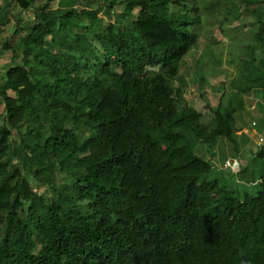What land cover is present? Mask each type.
<instances>
[{
	"label": "trees",
	"instance_id": "16d2710c",
	"mask_svg": "<svg viewBox=\"0 0 264 264\" xmlns=\"http://www.w3.org/2000/svg\"><path fill=\"white\" fill-rule=\"evenodd\" d=\"M199 1L46 0L34 22L17 18L29 64L13 59L4 74L0 264H264V145L231 161L256 194L207 178L214 165L195 151L237 136L242 95L264 89V0L244 1L259 23L240 59L246 84L231 80L238 91L216 105L201 89Z\"/></svg>",
	"mask_w": 264,
	"mask_h": 264
},
{
	"label": "rangeland",
	"instance_id": "374dc122",
	"mask_svg": "<svg viewBox=\"0 0 264 264\" xmlns=\"http://www.w3.org/2000/svg\"><path fill=\"white\" fill-rule=\"evenodd\" d=\"M45 1L46 0H38L32 8L23 10L15 3V0H0V112L4 111V104L2 103L1 98L8 94H12L11 85L10 83H6L4 78L5 71L11 64V60L16 59L27 66L29 64L27 58L23 57L19 48L15 46L18 37L13 35V32L21 26V24L25 26L34 22L36 10L41 9L45 4ZM66 1L68 0H64V2ZM244 1L245 0L199 1V6L205 11L204 27H206L207 30L204 28L205 33L202 35L205 42L204 49L202 52H199L197 56L200 55V57H205L206 64L204 70L208 73L207 76L209 79V85L205 84L201 89L207 91V98H209L214 105L219 102L223 93L228 95L232 91H238L236 90V87H231V80L234 78L237 77L239 78L237 79L238 82L243 81V84H246V80H244L241 74L246 73L247 70H241L240 74V65L243 66L244 64V62L240 63V59L241 57L243 59V56L249 54V47L254 41L253 34L258 30L259 23L256 21L257 16H254V14L245 10ZM5 6H10V21L6 18H2L3 10L1 7ZM51 6L53 8L59 6L58 1L52 3ZM252 7L256 8L257 4L254 3L251 8ZM125 11H132V6H126ZM231 11L233 13L239 11L237 12L239 18H235L236 14L234 18L231 17L227 20L226 17L230 16L229 12ZM203 14L204 12L202 11V15ZM17 18H19L21 24L18 23ZM217 21H225L222 28L226 32H219V30L216 29V26L220 25ZM108 22L109 21L107 20L106 23ZM213 29H216L215 32ZM26 33L27 30L23 31L22 34ZM213 38L218 40L217 44H215ZM62 39L65 43L70 44V42L66 41L64 37H62ZM47 40V42L50 43V39L48 38ZM222 41L223 43H221ZM6 42L10 45L7 48L3 45ZM208 47L216 50L218 63L221 62V64H214L211 57L206 54ZM256 55L260 58L264 54L261 51H258ZM236 56L237 59L234 61ZM31 70L33 71V69ZM222 82H225L223 89H221ZM258 88L259 87H257V89ZM198 89V86L195 85L193 87V92L198 91ZM198 94L199 93L197 92V95ZM242 96L245 99L246 108L236 115L237 124L242 127L237 133V136H233V139H223L221 142L224 144L220 143L217 146L202 144V147H200L198 144L195 151L203 158L210 160L214 165L212 170L208 173L207 178H218L226 187L233 189L234 193H242L247 189L250 193L256 194L258 191L256 184H251L249 186L243 181H240L235 173L241 170V162L237 160L239 159L237 156L243 155L246 159H249L250 151H256L264 145V140H261V137H264V89H260L259 91L252 90ZM201 98L204 97L199 95V100L196 101V104H202ZM224 99L226 100V97ZM210 114V111L205 109L206 119H208ZM153 134L160 139L162 144L167 145L169 139L167 130L163 128L156 129L153 131ZM234 157H237L234 163H237L238 167L235 170L232 169L234 173H228L226 171L227 166H224V164L229 160L228 162L232 164L233 167L234 163L231 161ZM32 184L38 189L36 183ZM43 191L44 188H39V192Z\"/></svg>",
	"mask_w": 264,
	"mask_h": 264
},
{
	"label": "water",
	"instance_id": "95a60500",
	"mask_svg": "<svg viewBox=\"0 0 264 264\" xmlns=\"http://www.w3.org/2000/svg\"><path fill=\"white\" fill-rule=\"evenodd\" d=\"M237 167H238V164L237 163H234L233 168H237ZM226 171L227 172H230L231 171V168H227Z\"/></svg>",
	"mask_w": 264,
	"mask_h": 264
},
{
	"label": "built area",
	"instance_id": "2783aa9c",
	"mask_svg": "<svg viewBox=\"0 0 264 264\" xmlns=\"http://www.w3.org/2000/svg\"><path fill=\"white\" fill-rule=\"evenodd\" d=\"M261 140H264V137H261ZM225 166L232 167V164H230L228 161L226 162Z\"/></svg>",
	"mask_w": 264,
	"mask_h": 264
},
{
	"label": "clouds",
	"instance_id": "9594fccd",
	"mask_svg": "<svg viewBox=\"0 0 264 264\" xmlns=\"http://www.w3.org/2000/svg\"><path fill=\"white\" fill-rule=\"evenodd\" d=\"M227 161H229V160H227ZM227 161H226V162H227ZM227 168H231V167H228V166H227ZM232 168H233V167H232ZM235 169H236V168H233V170H235Z\"/></svg>",
	"mask_w": 264,
	"mask_h": 264
}]
</instances>
